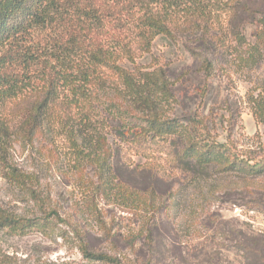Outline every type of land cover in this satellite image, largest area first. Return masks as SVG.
<instances>
[{
    "label": "rangeland",
    "instance_id": "374dc122",
    "mask_svg": "<svg viewBox=\"0 0 264 264\" xmlns=\"http://www.w3.org/2000/svg\"><path fill=\"white\" fill-rule=\"evenodd\" d=\"M225 16L215 25L217 34L238 29L248 44L228 34L220 48L214 37L184 29L173 37L160 35L149 52L123 64L164 70L176 99L162 105L168 117L202 118L221 142L232 133L233 151L258 155L264 126L249 96L264 87V34L256 39L264 25V0H240L236 13ZM206 60L212 64L209 74ZM97 93L100 109L114 100L133 106L108 84ZM36 98L23 97L15 110ZM95 111V118L107 115ZM109 122L104 118V155L96 144L88 145L90 153L73 151L64 133L47 126L33 140L14 134L9 163L31 178L26 186L15 184L0 163V211L51 220L45 232L0 233V247L17 264H107L83 260L82 243L122 264H264V173L203 170L194 160L182 165L169 142L148 139L143 147L123 142ZM108 156L112 169L102 170Z\"/></svg>",
    "mask_w": 264,
    "mask_h": 264
},
{
    "label": "trees",
    "instance_id": "16d2710c",
    "mask_svg": "<svg viewBox=\"0 0 264 264\" xmlns=\"http://www.w3.org/2000/svg\"><path fill=\"white\" fill-rule=\"evenodd\" d=\"M239 3L240 0H0V163L5 177L21 186L30 183L28 173L9 163L8 150L16 132L28 141L47 126L64 133L73 151L90 153L88 145L96 144L104 155L106 117L115 136L123 142L130 139L139 147L148 139L169 142L182 165L194 160L203 170L217 166L224 171L264 173V143L258 155L239 153L236 147L232 150L231 132L221 142L202 118L168 117L162 105L175 97L164 70L123 64L134 63L149 52L160 35L173 37L184 29L214 37L220 48L225 45L223 35L228 34L238 43L248 44L246 35L238 29L216 32L215 25L222 24L226 14L236 13ZM261 19L264 22V17ZM260 32L256 39L263 36L264 25ZM203 68L209 74L211 62L206 60ZM106 84L133 106L114 100L100 109L103 102L97 91ZM33 94L38 98L24 103L17 112L16 107L24 102L22 98ZM249 101L256 121L264 126V87L251 94ZM139 106L143 110L137 112L134 108ZM95 110L106 112V117L95 118ZM111 161V156L104 158L102 170L112 169ZM50 221L49 215L23 217L0 211V233L25 236L45 232ZM81 252L83 260L122 264L118 257L91 250L86 243L81 244ZM17 262L0 247V264Z\"/></svg>",
    "mask_w": 264,
    "mask_h": 264
}]
</instances>
